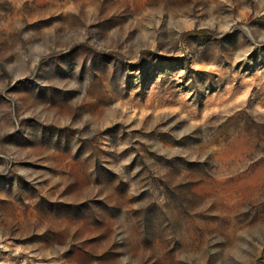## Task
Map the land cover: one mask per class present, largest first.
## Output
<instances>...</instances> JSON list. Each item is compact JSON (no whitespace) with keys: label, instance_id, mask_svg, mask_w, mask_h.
I'll return each instance as SVG.
<instances>
[{"label":"rangeland","instance_id":"obj_1","mask_svg":"<svg viewBox=\"0 0 264 264\" xmlns=\"http://www.w3.org/2000/svg\"><path fill=\"white\" fill-rule=\"evenodd\" d=\"M0 264H264V0H0Z\"/></svg>","mask_w":264,"mask_h":264}]
</instances>
